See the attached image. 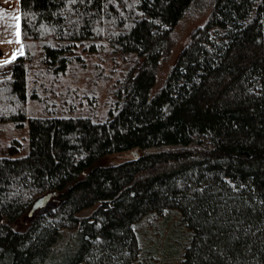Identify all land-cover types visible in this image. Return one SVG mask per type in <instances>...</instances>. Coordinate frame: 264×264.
<instances>
[{
    "label": "trees",
    "instance_id": "trees-1",
    "mask_svg": "<svg viewBox=\"0 0 264 264\" xmlns=\"http://www.w3.org/2000/svg\"><path fill=\"white\" fill-rule=\"evenodd\" d=\"M193 1L20 0L0 134L28 128L29 152L0 154V264H135L140 221L167 211L188 231L165 245L181 264H264V0H216L152 94ZM78 48L137 62L120 106L31 114L43 78L80 70Z\"/></svg>",
    "mask_w": 264,
    "mask_h": 264
},
{
    "label": "rangeland",
    "instance_id": "rangeland-1",
    "mask_svg": "<svg viewBox=\"0 0 264 264\" xmlns=\"http://www.w3.org/2000/svg\"><path fill=\"white\" fill-rule=\"evenodd\" d=\"M215 3L216 0H194L179 20L172 31L169 47L164 51L157 66V80L152 94L157 93L163 87L180 52L190 41L192 32L208 21ZM77 51L83 56V62L81 61L78 65L80 70L76 73L70 71L65 75H60L55 82L47 79V77L53 78L50 74L43 78L42 80L45 81L41 82L47 85L44 87L45 91H42L44 101L30 99L31 114L40 115L41 111L45 110L44 114H50L53 109H56L59 114L92 113L102 119L108 116L110 110H116L120 106L123 99L119 94L123 92L128 74L137 62L131 58L125 60L123 55L118 53L107 51L87 53L81 48ZM33 74L36 75V73ZM16 139L21 142V147L20 152L15 156L28 154V128L6 130L0 134V154L7 153L8 146L14 144ZM139 225L142 238L141 253L135 264H181L178 256H170L171 254L165 247L166 241L169 243L175 240L176 243H180L183 241H180V238L183 239L188 233L181 226L176 212L149 214L140 221ZM172 229L175 231L173 232ZM169 234H172V237L176 236L175 239L170 241L169 238L172 237L168 238ZM92 261L93 259H90L83 264H93Z\"/></svg>",
    "mask_w": 264,
    "mask_h": 264
},
{
    "label": "crops",
    "instance_id": "crops-1",
    "mask_svg": "<svg viewBox=\"0 0 264 264\" xmlns=\"http://www.w3.org/2000/svg\"><path fill=\"white\" fill-rule=\"evenodd\" d=\"M22 51L21 2L0 0V64L11 61Z\"/></svg>",
    "mask_w": 264,
    "mask_h": 264
},
{
    "label": "water",
    "instance_id": "water-1",
    "mask_svg": "<svg viewBox=\"0 0 264 264\" xmlns=\"http://www.w3.org/2000/svg\"><path fill=\"white\" fill-rule=\"evenodd\" d=\"M135 155H137V151L135 152ZM51 199H52L51 193H47V194H44V195L38 197L34 201L32 207H31L30 214L32 215L38 209H41V210L44 209L46 206H48Z\"/></svg>",
    "mask_w": 264,
    "mask_h": 264
},
{
    "label": "snow or ice",
    "instance_id": "snow-or-ice-1",
    "mask_svg": "<svg viewBox=\"0 0 264 264\" xmlns=\"http://www.w3.org/2000/svg\"><path fill=\"white\" fill-rule=\"evenodd\" d=\"M16 19H19L18 17H16ZM5 63H8V61H5Z\"/></svg>",
    "mask_w": 264,
    "mask_h": 264
}]
</instances>
